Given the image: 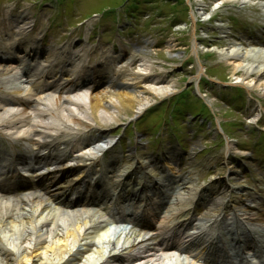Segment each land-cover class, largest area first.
<instances>
[{
	"label": "bare ground",
	"instance_id": "bare-ground-1",
	"mask_svg": "<svg viewBox=\"0 0 264 264\" xmlns=\"http://www.w3.org/2000/svg\"><path fill=\"white\" fill-rule=\"evenodd\" d=\"M228 1L235 0H219L220 3ZM192 19L194 20V14ZM25 24V19L20 18L16 27L17 32L2 39L4 48L8 50L17 48L20 51L15 62L8 67L0 68V73L4 74L0 76V137L11 143L24 139L29 146H35L36 150L31 158L19 157L25 159L27 163L30 160L34 162L54 160L52 162L54 170L46 179V183L42 181V175L36 176L37 181L32 183L41 185L36 188L29 187L22 196H13L7 192L10 190L8 185H13L12 180L18 176L17 171L9 170L6 165L0 171V252L9 253L13 264H110L117 261L115 259L122 254L127 258L126 263L131 264L143 259V254L147 253H150L148 260H152L154 256L157 262L175 264V260L161 252L168 249L165 240L171 236L170 234L162 236L166 224L145 232L134 227H125L111 235L110 230H101L105 227V223L101 221L104 219L103 215L116 211L117 218H122L124 210L120 207H111L105 202H97L98 200L92 201L98 210L87 209L86 205L91 197L86 191L83 192L85 180L77 177L81 173L88 177L90 164L95 158L88 157V162L81 165H79L81 159H74L73 163L80 168L66 171L58 177L56 172L64 163L57 165L55 160L60 159L53 153L56 151L54 141L60 140L62 129L76 134L86 128L89 131L93 129L96 131L92 125L100 127V124H96L98 121L100 123L116 121L120 111L125 108H131L137 114L150 104L153 95H166L171 88L156 85L158 82H155L151 89L137 90L134 85L143 76L133 73L121 77L120 74L113 72L108 76L106 83L102 81L100 84V80H96L94 76L87 77L86 72L91 70L87 65L88 60L68 52L67 47L61 48L58 52L47 50V53L38 56L34 53L37 47L33 42L21 39L20 43L15 45L14 39L24 33ZM192 38L193 51L197 54L194 32ZM224 57L233 65L232 75L237 81L250 90L259 88L264 93L263 50L244 54L242 50L237 49ZM201 67L199 66L196 79L202 73ZM15 68L24 71V74L28 73L27 76L30 78L23 89L11 86L22 78ZM149 68L150 66L148 70ZM261 111L257 110L252 118L254 121H258ZM232 146L231 142H226L227 150ZM1 160L5 162L4 159ZM145 163L146 161L142 159L140 165L143 166ZM15 164L16 161L13 165ZM231 171L232 176H236V172ZM106 178L107 175L104 176V180ZM143 194V191L139 193L141 196ZM53 196L59 200L61 207L52 205ZM100 197L103 200L107 198L103 192L100 193ZM182 198L184 195L178 192L176 200ZM235 199L237 200L233 209L242 211L234 212L233 217L236 221L252 220L258 226H264V215H259L254 206L248 205L243 208L241 205L248 202V199L241 197ZM209 206L210 210L212 207L216 210L218 204L214 198ZM175 209L176 206L173 210ZM15 210L18 211L13 213ZM137 221L151 224L144 219ZM230 229H234L237 234L236 228ZM247 232L251 234H247L245 238L251 241L253 248L260 250L264 246V236L250 225L247 226ZM205 261L212 264L228 263V260L219 255Z\"/></svg>",
	"mask_w": 264,
	"mask_h": 264
},
{
	"label": "rangeland",
	"instance_id": "rangeland-1",
	"mask_svg": "<svg viewBox=\"0 0 264 264\" xmlns=\"http://www.w3.org/2000/svg\"><path fill=\"white\" fill-rule=\"evenodd\" d=\"M7 1L0 0V39L14 31L13 17L20 12L19 9L24 3L28 17L26 21L31 20L29 16L36 21L33 34L39 35L40 38L45 36L49 19L57 16L56 23L49 31L50 36H45L46 41L38 43L40 48L59 50L62 46L70 45L71 51L79 55L77 57H85L88 60L92 68L88 71V76H95L96 80H100V84L102 81L106 83L109 73H118L121 77L133 73L143 76L134 85L137 90L151 89L155 82H158L156 85L168 86L171 88L170 91L175 89L172 93L169 91L168 95H153L150 98L152 105L149 107L159 106L156 102L178 93L177 89L186 87L193 91L199 101L202 100L209 105L210 112L204 113L206 115L204 116L200 111L208 125L206 128L197 129L200 134L196 140L195 136H190L192 140L187 142L188 148L193 147V142L197 146L206 144L207 148L214 147L218 154L223 156L226 140L233 143L235 147H240L242 142L244 145L249 140L255 141L252 137L256 135L246 134V128H251L249 122L253 120L259 109L262 110V118L258 121V125L264 126V93L259 88L250 90L237 81L232 75L233 65L224 57L237 49L242 50L244 54L264 51L262 44L251 45L247 41L251 39L249 35L252 33L255 39L260 36L264 39V0H235L224 3H220L219 0H65L64 7L60 6L56 9L61 11L62 16L56 14L53 8L47 7L48 3L55 5L54 0H33L35 1L33 4H26L25 1L30 0H13L7 4L10 10L4 4ZM135 6L139 9L133 11ZM108 10L112 12L107 13ZM9 11L10 18L7 17ZM94 13L97 16L102 14L104 21L102 24L106 23L99 29V32L106 31L104 36L106 40L103 42L98 39L96 33L93 35L94 40L87 41L88 35L95 28L94 21L98 19L93 15ZM89 17L90 19H87ZM117 30L121 32V37L115 35ZM193 32L196 37L197 54L193 51ZM79 35L82 37L80 40ZM30 39L35 41L32 36ZM108 49L112 52H106ZM0 50L2 53L5 51L1 43ZM105 54H113L111 61L104 66H98L100 60L105 62L108 59ZM1 63L6 62L0 60V68H3ZM199 66H202V73L196 79ZM28 81L29 79L24 77L22 83L15 82V84L23 86V83L27 85ZM236 90L242 93L233 96L238 93L235 92ZM236 96H243V98L234 101ZM165 105V103L161 105V111L165 109ZM134 115L131 108H125L120 111L116 121L108 123L93 121L102 127L104 138L126 127L127 133L121 135V139L130 138L133 145L139 142V147L136 145L139 156L148 158L147 152L152 151L154 144L151 145L150 131L146 126L152 118L146 119L143 123H137L142 127V131L137 132L138 128L135 129L127 123L128 119ZM152 115L147 116L154 117ZM226 121L231 123L229 127L225 125ZM237 125H241L242 128H237ZM64 132L69 131L64 130ZM92 133L91 131V134L87 136L86 142H91ZM166 139L168 137H165L163 141ZM23 143L19 141V145ZM218 143L219 147H217ZM235 147L232 152L242 155L243 152L237 153L239 150ZM127 149L129 147L125 150ZM88 150L89 148L82 152L76 149L73 154L86 155ZM129 157L126 153L122 154V160L114 164V169H120L126 165L128 167ZM219 161L220 157L210 171L192 168L189 174L193 176L192 183H196L197 179L205 182L213 180L222 172ZM194 171L198 173L193 174ZM240 178L243 183L246 182L242 173ZM5 258L7 260H2L0 264H12L9 255H5Z\"/></svg>",
	"mask_w": 264,
	"mask_h": 264
}]
</instances>
